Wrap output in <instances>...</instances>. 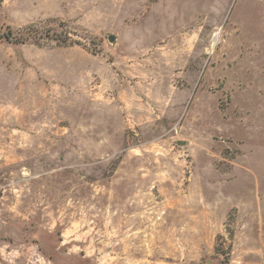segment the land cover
Here are the masks:
<instances>
[{
  "label": "rangeland",
  "instance_id": "374dc122",
  "mask_svg": "<svg viewBox=\"0 0 264 264\" xmlns=\"http://www.w3.org/2000/svg\"><path fill=\"white\" fill-rule=\"evenodd\" d=\"M0 264H264V0H0Z\"/></svg>",
  "mask_w": 264,
  "mask_h": 264
},
{
  "label": "trees",
  "instance_id": "16d2710c",
  "mask_svg": "<svg viewBox=\"0 0 264 264\" xmlns=\"http://www.w3.org/2000/svg\"><path fill=\"white\" fill-rule=\"evenodd\" d=\"M4 38L8 41V42H14V43H23L26 41V37L24 36H20V37H13V32L9 31L8 34L4 35Z\"/></svg>",
  "mask_w": 264,
  "mask_h": 264
},
{
  "label": "water",
  "instance_id": "95a60500",
  "mask_svg": "<svg viewBox=\"0 0 264 264\" xmlns=\"http://www.w3.org/2000/svg\"><path fill=\"white\" fill-rule=\"evenodd\" d=\"M116 40V38L114 36L110 37V41L114 42Z\"/></svg>",
  "mask_w": 264,
  "mask_h": 264
}]
</instances>
